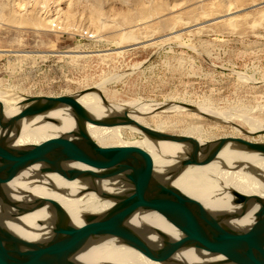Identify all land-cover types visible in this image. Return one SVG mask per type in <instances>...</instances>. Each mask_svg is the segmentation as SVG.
Here are the masks:
<instances>
[{
  "label": "rangeland",
  "instance_id": "obj_1",
  "mask_svg": "<svg viewBox=\"0 0 264 264\" xmlns=\"http://www.w3.org/2000/svg\"><path fill=\"white\" fill-rule=\"evenodd\" d=\"M263 15L264 0H0V90L59 97L100 86L111 103L164 108L130 112L154 130L264 142L202 117L264 126ZM102 132L116 146L143 138Z\"/></svg>",
  "mask_w": 264,
  "mask_h": 264
},
{
  "label": "water",
  "instance_id": "obj_2",
  "mask_svg": "<svg viewBox=\"0 0 264 264\" xmlns=\"http://www.w3.org/2000/svg\"><path fill=\"white\" fill-rule=\"evenodd\" d=\"M87 93H97L104 104L109 102L102 91L89 88L76 95L46 97L25 96L20 103L24 107L17 115L5 119L4 105L0 101V205L16 209L18 216L49 206L56 214L53 235L45 242L26 241L0 223V264H80L75 259L95 243L116 238L142 256L149 264H172L173 258L185 249L193 248L211 257L223 258L219 264H264V200L259 195H246L234 191V203L242 206L245 215L249 202L259 204L254 225L247 231L229 229L196 200L190 198L171 183L158 180L154 174L152 159L133 147H102L88 133L89 124L115 128L135 126L154 141L184 144L190 154L181 161L180 170L190 166H205L215 161L225 146L264 155V142H252L242 137H222L209 142L180 135H170L142 125L128 114L96 119L90 115L78 98ZM180 107L195 113L196 108L186 103ZM69 109L76 122L71 136L48 139L28 148H17L8 139L20 135V123L36 117L56 123L48 115L54 110ZM158 109L156 112L162 111ZM150 115V114H147ZM145 115V116H147ZM202 117L228 124L245 137L262 136L264 131L251 133L237 124L218 121L202 114ZM42 166V173H54L66 180L91 178L121 182L126 191L114 195V205L103 215H87L82 226L71 223L63 207L54 200H41L26 207L11 199L5 185L21 172ZM80 165L87 168H75ZM156 212L162 215L181 234L178 240L163 238L160 247L129 227L128 222L138 213Z\"/></svg>",
  "mask_w": 264,
  "mask_h": 264
},
{
  "label": "bare ground",
  "instance_id": "obj_3",
  "mask_svg": "<svg viewBox=\"0 0 264 264\" xmlns=\"http://www.w3.org/2000/svg\"><path fill=\"white\" fill-rule=\"evenodd\" d=\"M99 87L96 89L100 90ZM10 92L0 90L5 119L14 117L24 108L20 105L24 99ZM78 101L96 119L122 116L125 113L130 116V112L136 116L146 115L157 111L160 107L158 104L141 102L117 104L108 101L109 104L106 105L97 93L84 94L78 98ZM209 115L217 119H229L225 114L218 116L209 112ZM48 117L54 119L56 123L47 122L42 117L23 120L20 123V135L15 139L10 137L8 143L17 148H28L51 138L71 136L76 129V122L69 109L54 110ZM132 119L138 121L136 117ZM87 129L98 145L114 147L115 144L107 143L110 135L105 133L108 135L106 141L103 138L102 131L106 129L105 127L89 124ZM112 129L130 130L142 136L141 141L128 142L123 147H133L150 157L158 180L171 183L196 200L224 226L243 232L254 225L260 205L253 204V201L249 202L245 215H241L242 206L234 203L233 192L259 195L264 200V155L241 152L228 144L210 164L190 166L180 170L181 161L191 152L189 146L175 142L154 141L135 126ZM251 131L254 133L264 131V126L256 123ZM75 168L87 171L84 166L77 165ZM41 169V165H36L21 172L5 185L6 193L11 199L26 207H32L41 200H54L63 207L71 223L77 227L84 224L87 215L105 214L115 203L114 195L126 191L121 182L91 178L70 181L58 174L42 173ZM17 213L16 209L0 205V223L14 235L30 242H45L53 235V222L57 217L50 211L49 206L23 216H18ZM128 225L142 236L150 235L149 241L158 247L163 243L159 232L166 234L173 241L181 237L178 230L156 212L138 213L130 219ZM75 260L80 264H149L139 252L116 238L104 239L93 244ZM222 260L221 257H211L189 248L174 256L172 264H219Z\"/></svg>",
  "mask_w": 264,
  "mask_h": 264
},
{
  "label": "crops",
  "instance_id": "obj_4",
  "mask_svg": "<svg viewBox=\"0 0 264 264\" xmlns=\"http://www.w3.org/2000/svg\"><path fill=\"white\" fill-rule=\"evenodd\" d=\"M3 55H5V53H4V54H2V55L0 54V57H1V56H3ZM0 59H1V58H0Z\"/></svg>",
  "mask_w": 264,
  "mask_h": 264
}]
</instances>
